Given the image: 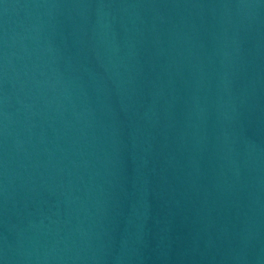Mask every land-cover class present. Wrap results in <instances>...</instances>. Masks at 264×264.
Segmentation results:
<instances>
[{
  "label": "water",
  "instance_id": "95a60500",
  "mask_svg": "<svg viewBox=\"0 0 264 264\" xmlns=\"http://www.w3.org/2000/svg\"><path fill=\"white\" fill-rule=\"evenodd\" d=\"M0 264H264V0H0Z\"/></svg>",
  "mask_w": 264,
  "mask_h": 264
}]
</instances>
